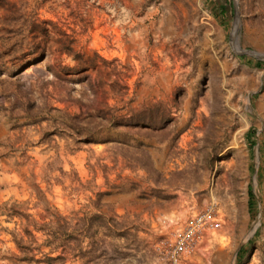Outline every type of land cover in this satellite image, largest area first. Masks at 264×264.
Wrapping results in <instances>:
<instances>
[{
  "label": "rangeland",
  "instance_id": "1",
  "mask_svg": "<svg viewBox=\"0 0 264 264\" xmlns=\"http://www.w3.org/2000/svg\"><path fill=\"white\" fill-rule=\"evenodd\" d=\"M242 51L264 55V0H0V264L49 252L22 261L10 214L97 194L140 231L119 264H264V62ZM207 212L220 227L173 263Z\"/></svg>",
  "mask_w": 264,
  "mask_h": 264
},
{
  "label": "trees",
  "instance_id": "2",
  "mask_svg": "<svg viewBox=\"0 0 264 264\" xmlns=\"http://www.w3.org/2000/svg\"><path fill=\"white\" fill-rule=\"evenodd\" d=\"M97 197L98 200L93 202L95 213L81 209L64 214L57 209L53 211L47 209L46 214L40 215L37 219L31 215L10 214V217L25 219L19 225L27 240L21 237L14 241L23 254L21 260L33 262L29 259V254L35 250L40 251L42 247L49 249L44 255L45 264H65L71 260H79L82 264H119L120 261L129 258L131 255L128 251L137 242L139 229L133 225V220L127 213L118 215L113 211L102 212V205L98 202L101 194H97ZM249 199L250 201L252 199L251 192ZM248 206L250 210L251 202ZM34 233L44 237L42 243L38 244ZM86 241L89 245L88 251L83 249ZM106 244L112 250L110 258L106 257L109 255L103 249Z\"/></svg>",
  "mask_w": 264,
  "mask_h": 264
},
{
  "label": "built area",
  "instance_id": "3",
  "mask_svg": "<svg viewBox=\"0 0 264 264\" xmlns=\"http://www.w3.org/2000/svg\"><path fill=\"white\" fill-rule=\"evenodd\" d=\"M219 227L218 220L210 212L188 217L172 233V240L168 244L170 260L177 263L182 256L192 253L205 236L212 235Z\"/></svg>",
  "mask_w": 264,
  "mask_h": 264
},
{
  "label": "water",
  "instance_id": "4",
  "mask_svg": "<svg viewBox=\"0 0 264 264\" xmlns=\"http://www.w3.org/2000/svg\"><path fill=\"white\" fill-rule=\"evenodd\" d=\"M242 53H245V54L251 55V56L255 57L256 59L261 60V61L264 62V55H258V54H256V53L249 52V51H242Z\"/></svg>",
  "mask_w": 264,
  "mask_h": 264
}]
</instances>
